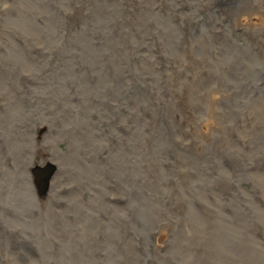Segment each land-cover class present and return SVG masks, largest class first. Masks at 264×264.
Listing matches in <instances>:
<instances>
[{
    "label": "rangeland",
    "instance_id": "rangeland-1",
    "mask_svg": "<svg viewBox=\"0 0 264 264\" xmlns=\"http://www.w3.org/2000/svg\"><path fill=\"white\" fill-rule=\"evenodd\" d=\"M0 264H264V0H0Z\"/></svg>",
    "mask_w": 264,
    "mask_h": 264
},
{
    "label": "water",
    "instance_id": "water-1",
    "mask_svg": "<svg viewBox=\"0 0 264 264\" xmlns=\"http://www.w3.org/2000/svg\"><path fill=\"white\" fill-rule=\"evenodd\" d=\"M56 167L47 164L42 169L35 168L33 170L34 174V181L37 188L38 193L44 194L46 190L49 189L51 182L50 179L54 176V173L56 172Z\"/></svg>",
    "mask_w": 264,
    "mask_h": 264
}]
</instances>
